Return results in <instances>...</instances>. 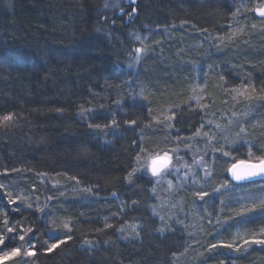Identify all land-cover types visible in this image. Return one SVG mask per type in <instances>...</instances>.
<instances>
[{
    "label": "trees",
    "instance_id": "16d2710c",
    "mask_svg": "<svg viewBox=\"0 0 264 264\" xmlns=\"http://www.w3.org/2000/svg\"><path fill=\"white\" fill-rule=\"evenodd\" d=\"M263 2L0 0V117L14 115L0 125V252L34 253L0 264H264V246H222L264 229V179L233 183L215 149L264 159ZM132 86L155 95L132 104ZM198 86L203 110L188 105ZM238 87L247 99L232 102ZM89 106L102 115L81 117ZM168 108L179 135L200 132L213 151L211 174L154 204L160 191L133 172L141 146L164 149L162 126L146 125ZM113 120L102 137L94 125ZM42 175L61 186L49 203ZM11 192L14 211L2 204Z\"/></svg>",
    "mask_w": 264,
    "mask_h": 264
},
{
    "label": "rangeland",
    "instance_id": "374dc122",
    "mask_svg": "<svg viewBox=\"0 0 264 264\" xmlns=\"http://www.w3.org/2000/svg\"><path fill=\"white\" fill-rule=\"evenodd\" d=\"M127 3H132L134 0H126ZM245 4L242 3L240 6V9L244 8ZM264 7L263 3H257V5L254 8V13L257 16H261L256 9ZM137 47V46H136ZM132 56L129 57L128 62L126 63L127 68H131V66L137 65L139 63L140 57L142 55V51L135 50ZM130 81L126 83V88L129 86ZM193 87V86H192ZM122 88V87H121ZM247 90L246 87H238L235 89H229L227 92L228 99L232 102H238L239 100L247 99ZM202 87H196L194 90V94H192V97H190L188 101V105L191 106L193 109L203 110L206 108L204 104V97L201 94ZM115 93V91H114ZM130 103L134 104H141L142 100L144 102L148 103V100L152 98L153 92L147 91L144 89L143 91L141 89L137 90L133 86L130 90ZM125 99L118 100L116 104H120L124 102ZM177 110L174 108H168L164 111L159 112H153L151 119L148 120V124L146 125V128L149 129L150 127H153L155 125L162 126L161 134L164 136V149L159 152H151L149 153V150H147L144 145L141 146L138 158L136 160L135 169L133 172V175H140L148 180H150L154 188L156 187L160 193L157 195L154 191V204L155 201L162 202L165 204V202H172V190L176 188L178 185H181L182 187H193L194 183H201L203 180H207V178L211 174V156L213 155V151L208 148L204 147V142L198 137L200 135H194V136H181L179 135V131L173 128L172 122L174 120V113ZM98 113V114H97ZM81 117H84L86 120L90 121L91 118L95 116L102 115L101 112V106L98 108L97 106H89L85 107L80 112ZM207 123L206 125H208ZM132 126V125H131ZM102 137L107 136H113L114 135V129L113 126L108 127L103 131ZM110 133V134H109ZM144 131H141V136L143 135ZM200 133V132H199ZM103 138L101 142L104 141L107 142V139L105 140ZM145 138V137H144ZM205 139L209 140L210 143L212 141H215V134H211V131H209L207 137L205 135ZM104 142V143H105ZM208 142V143H209ZM218 145H215L217 148L216 150H219L220 153L223 156V159L225 158L228 161V168L227 172L229 173L230 168L235 165L238 162L246 161V162H252V163H259L261 160H255L252 159V161L247 160H238L235 156H230L229 153H227L228 145L224 144V141L218 140ZM148 142H145V145H147ZM170 158V159H168ZM156 160V165H159L157 168L159 170L158 175H154L152 172L153 164L152 161ZM155 165V167H156ZM166 165V166H165ZM39 183L43 190V197L49 203V197L51 194L55 193L56 190H59L58 188H61L60 183L57 180H54L53 178L47 177V176H40L39 177ZM198 184V185H199ZM155 190V189H154ZM62 191V190H61ZM217 194L218 192H221V189H218V191H215ZM237 196V197H236ZM235 196L234 200L235 202H238V198L240 197L238 194ZM239 196V197H238ZM5 200L3 199L2 204L6 205L8 208H10L11 211H14L15 209L12 207L13 203L11 201H17V196H15L14 192H11L10 194H6L4 196ZM199 200L204 199L203 195H199ZM181 199H176L175 204L173 207L178 208L177 202ZM177 201V202H176ZM234 202V203H235ZM236 204V203H235ZM220 209V208H219ZM3 216V213H0V217ZM6 226H8V222H4ZM255 240H264V229H261L259 231H256L251 237L248 239H243L239 243H232L231 249L238 251V250H245L247 248H250L252 246H264L260 244H256L253 241ZM245 241H249L248 244L245 243ZM13 251V250H12ZM12 251H9L12 252ZM5 253L0 252V263L12 260L17 257H21L25 260L28 258L29 255H27V252H24L23 249H19V254L16 256H11L8 258H5Z\"/></svg>",
    "mask_w": 264,
    "mask_h": 264
},
{
    "label": "snow or ice",
    "instance_id": "6c2138e0",
    "mask_svg": "<svg viewBox=\"0 0 264 264\" xmlns=\"http://www.w3.org/2000/svg\"><path fill=\"white\" fill-rule=\"evenodd\" d=\"M256 11L261 15L264 16V7L261 8H257ZM137 39H139V37H137ZM137 51H141V49H137ZM14 120V115L13 114H7V115H3L2 117H0V125H8L9 123L13 122ZM132 124H135V121H131ZM116 121L113 120L111 122V126H115ZM90 127H93V125H90ZM94 127L99 130V131H104L105 129H107L108 127H110V125H100V124H95ZM197 135H199V133H197ZM170 159V158H168ZM157 161L153 160L152 164H153V168H152V172L154 175H158L159 170L155 167ZM166 166V165H165ZM247 167L250 169V171L246 172V173H239L236 171V166H233V169L231 170L232 172V176L236 181H245V180H250L253 177H257L260 175H264V159H262L258 164H250L247 165ZM129 176L131 177V174H129ZM88 191H91L90 189ZM218 191V189H217ZM197 195H201L200 193H197ZM203 195H207V193H204ZM11 203H15V201H11ZM68 225L65 224V228H67ZM9 231H11V229H9ZM30 231V229H29ZM20 239H23V236L20 237ZM63 242V241H61ZM256 244H260V245H264V240H255L253 241ZM0 243H3V239L0 238ZM246 244L249 243V241H245ZM58 246V244H52L51 247L49 248V251H51L52 249L56 248ZM224 247H228L231 248L232 245L231 244H227V245H222ZM213 247H216V245H213ZM19 254V249H14L12 252H6L5 253V258L11 257V256H16ZM27 255H34V253L32 251H28L26 253Z\"/></svg>",
    "mask_w": 264,
    "mask_h": 264
},
{
    "label": "water",
    "instance_id": "95a60500",
    "mask_svg": "<svg viewBox=\"0 0 264 264\" xmlns=\"http://www.w3.org/2000/svg\"><path fill=\"white\" fill-rule=\"evenodd\" d=\"M250 164H258V163H252V162H246V161H242V162H238L235 164L236 166V171L243 174V173H246L248 171H250V169L247 167V165H250ZM234 166V165H233ZM233 166L230 168L229 170V173H228V176L230 178V180L233 182V183H236V184H241V183H247V182H251V181H256V180H261V179H264V175H260V176H257V177H253L252 179L250 180H245V181H236L233 176H232V172L231 170L233 169ZM159 165H156V168H158Z\"/></svg>",
    "mask_w": 264,
    "mask_h": 264
}]
</instances>
